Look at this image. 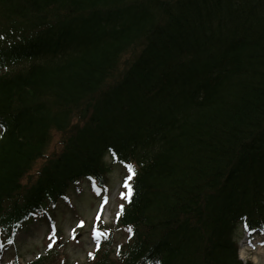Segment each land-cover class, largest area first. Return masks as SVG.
Segmentation results:
<instances>
[{
  "label": "trees",
  "instance_id": "1",
  "mask_svg": "<svg viewBox=\"0 0 264 264\" xmlns=\"http://www.w3.org/2000/svg\"><path fill=\"white\" fill-rule=\"evenodd\" d=\"M108 151L139 164L116 222L160 230L91 264L146 240L242 264L237 228L264 225V0H0V242Z\"/></svg>",
  "mask_w": 264,
  "mask_h": 264
},
{
  "label": "rangeland",
  "instance_id": "2",
  "mask_svg": "<svg viewBox=\"0 0 264 264\" xmlns=\"http://www.w3.org/2000/svg\"><path fill=\"white\" fill-rule=\"evenodd\" d=\"M209 44L210 43L205 44V48L204 47L202 48L203 50L200 51L201 56L204 55V53L207 54L210 51L209 50L210 49ZM178 118L180 119L179 115H178ZM115 186H116V183H114V187ZM74 203H75L76 207L81 208L82 202L77 200V201H74ZM94 208H95V206H93V209ZM108 209H109V207L106 208V212H104V216L108 215V213H109ZM73 217H74V213L71 210H69L68 208H66L65 206H62V212L60 213V217H57V219H58V222L60 224H62V226H63V229L65 231V235H64L65 237L70 235L68 228H69V226H71L74 223V221H72ZM46 231H47V224L45 221L44 222L35 221L32 224H30L29 229H27L19 237V241L20 242H27L28 237L32 233V236H31L32 239H34L36 242H38L39 239L42 238V235L45 234ZM77 239H79V242L71 241L73 244L68 245L66 243V244H63L61 246L56 245L55 247H60L61 250H66L68 252V254L71 256L72 261L77 260L78 262H82L84 260V258L86 257V253H85L86 249H88V248L90 249L91 245H89L90 241H89V237L87 235H81V236L79 235L77 237ZM263 239H264L263 237H259L256 240L260 241ZM242 240L240 243V246H241L240 255L244 258L246 256L250 257L257 264H264V250H263V248H261L260 251L258 250V251L251 252L249 249H247L244 246V244L246 245L248 243L247 240H245L244 242H242ZM256 240H254V242H253L254 245H256ZM256 246H259V245H256ZM26 248L27 247L25 246L24 250H26ZM24 252H25L24 258H25L27 251H24ZM76 252H79V253H76Z\"/></svg>",
  "mask_w": 264,
  "mask_h": 264
},
{
  "label": "snow or ice",
  "instance_id": "3",
  "mask_svg": "<svg viewBox=\"0 0 264 264\" xmlns=\"http://www.w3.org/2000/svg\"><path fill=\"white\" fill-rule=\"evenodd\" d=\"M128 168H129V170L131 171L132 170V166L129 164L128 165ZM125 185L126 186H128L129 188H130V185H128V182H127V180H125ZM123 195V194H122ZM121 207H123V206H121ZM83 222L81 221V224H82ZM95 235H99V233H95ZM49 247H51V245H49ZM90 257H92L94 254L93 253H89L88 254ZM157 264H159V262H157Z\"/></svg>",
  "mask_w": 264,
  "mask_h": 264
},
{
  "label": "bare ground",
  "instance_id": "4",
  "mask_svg": "<svg viewBox=\"0 0 264 264\" xmlns=\"http://www.w3.org/2000/svg\"><path fill=\"white\" fill-rule=\"evenodd\" d=\"M219 190H220V191H223V188H220ZM234 215H235V214H232L231 216H233V217H234Z\"/></svg>",
  "mask_w": 264,
  "mask_h": 264
}]
</instances>
